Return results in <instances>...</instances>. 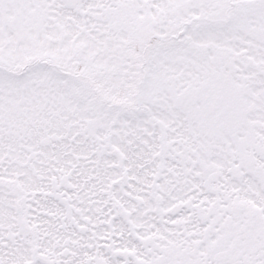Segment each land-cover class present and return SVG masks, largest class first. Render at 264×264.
<instances>
[{"label": "snow or ice", "instance_id": "snow-or-ice-1", "mask_svg": "<svg viewBox=\"0 0 264 264\" xmlns=\"http://www.w3.org/2000/svg\"><path fill=\"white\" fill-rule=\"evenodd\" d=\"M0 264H264V0H0Z\"/></svg>", "mask_w": 264, "mask_h": 264}]
</instances>
